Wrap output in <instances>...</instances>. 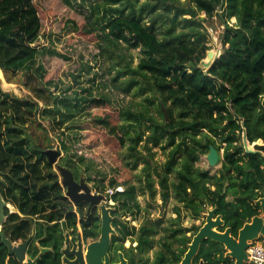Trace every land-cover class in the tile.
<instances>
[{"label": "trees", "instance_id": "obj_1", "mask_svg": "<svg viewBox=\"0 0 264 264\" xmlns=\"http://www.w3.org/2000/svg\"><path fill=\"white\" fill-rule=\"evenodd\" d=\"M86 1L80 0L86 9L81 12L84 24L69 23L75 30L94 34L100 55L111 58L109 71H116L111 84L125 94L133 89L140 95L150 93L145 99L150 104L157 101L162 116L159 121L141 109L123 106L119 112L123 123L114 124L106 114H94L92 123L106 129L126 147L127 167L135 169L145 163L153 196L157 189L150 172L152 155H144L138 145L149 130L148 143L157 146L167 140L174 148L163 172L156 169L164 201L170 197L172 183L176 198L187 209L199 215L206 206H216L217 213L222 214L226 225L236 234L259 213L255 200L264 195V156L245 152L239 143L244 132L249 142H264V0H188L190 4L182 0ZM200 12H205L207 18L217 14L225 18L223 52L208 68L201 65L210 46L204 24L207 19L198 17ZM232 17L237 18L234 25L228 22ZM42 28L35 0H0V192L17 209L15 212L7 209L8 221L3 230L15 241L34 233L42 246L53 247L39 264H61L64 231L78 232V213L84 218L82 226L87 237L96 235L90 225L98 217H84L83 208L78 213L74 211L71 200L64 195L60 176L42 150L54 147L52 130L75 123L78 115L89 113L87 109L92 105L111 104L112 99L109 90L99 93L98 88L102 89L106 83L95 86L97 73L80 92L70 93L71 85L60 94L53 92L52 85L57 89L59 83L47 79L48 69L40 59L60 53L38 43ZM121 44L128 49H141L142 57L136 67L112 49ZM79 64L81 71L89 72L92 67ZM21 72L26 75L24 85L33 98L21 99L1 87L4 76L11 82ZM74 78L78 84L84 80L82 73ZM33 119L46 132L44 142L41 138L38 143L29 134L28 121ZM178 137L180 142L176 143ZM211 145L219 152L224 149L222 166L215 174L195 165ZM61 147L65 150L61 163L74 172L77 180L84 174L88 182H94L97 192L115 189L108 196L115 201L116 214L120 210L125 212L123 215L141 210L136 185L118 191L120 183L113 178L106 185L105 178L93 177L94 170L85 156L70 154L64 139ZM172 172L176 173V180L170 182ZM175 210L181 213L180 207ZM162 222L163 219L150 220L137 230L129 222L115 218L117 234L113 240L123 249V242L136 235L137 244L124 251L132 264H146L144 254L153 247ZM167 230L170 233L163 242L164 248L153 264H178L186 246L176 252L173 245L175 242L185 245L192 239L179 222ZM223 247L210 239L204 240L196 261L222 264ZM37 248L32 255L38 253ZM10 263L20 264L1 243L0 235V264Z\"/></svg>", "mask_w": 264, "mask_h": 264}, {"label": "rangeland", "instance_id": "obj_2", "mask_svg": "<svg viewBox=\"0 0 264 264\" xmlns=\"http://www.w3.org/2000/svg\"><path fill=\"white\" fill-rule=\"evenodd\" d=\"M90 1L95 0H87L86 3ZM182 1L190 4L188 0ZM35 3L41 13L43 22L42 37L38 43L45 46H51L60 53V55H48L41 57L40 59L48 69L47 79L59 83L57 89L52 85L51 88L53 92L60 94L63 89L66 90L70 85L73 86L72 89L68 90L70 93H73L75 90H79L78 92H80L84 86L89 85L88 79L93 78L95 73H97L98 75L95 77V86L102 82L106 83V86L102 89L98 88L99 93L101 91L106 92L109 90V96L112 99L111 104L101 106L92 105L87 109V112L89 113L83 112L82 114H79L75 123H69L60 129L56 128L55 130H52L50 136L53 141V148L61 150L63 154L62 161L65 156V150L61 147V142L62 139H64L70 154L73 156L80 154L86 157V162L91 164L92 169L94 170L92 174L93 177L105 178L104 182L106 185L113 178L120 183L118 187L123 188V190L127 185L131 184L138 187L137 198L141 210L139 212L135 211V214L127 212L126 215H123L125 212L120 210L115 217L129 222L130 226H135L137 230L143 225L149 224L150 219L156 220L157 218H164L162 226L158 227V233L154 236L153 247L144 254L145 258L150 259L151 264L156 259L160 250L164 248L163 242L167 240L166 236L170 233L167 228L174 227L179 222V225L187 229L194 223L200 224L202 220L194 218L193 214L185 207V205L174 196L173 191L171 192L167 204L163 202L160 178L157 175V171L163 172L164 165L169 160L171 150L174 147L168 145L167 140H164L157 146L153 145L152 142L148 143L147 136L151 133L150 130L146 132L144 140L138 145V150L142 151L144 155H152V167L150 172L151 177L154 179V187L157 189L156 194L153 196L148 185L149 176L145 170V163L141 162L135 169L127 167L126 147H122L116 137L112 136L106 129L94 125L91 120L94 114H106L107 116H110L111 121L114 124L123 123V120L119 117L120 109L123 106H131L133 109H141L144 112H148L150 115H155L159 121H162V116L159 112V103L156 101L155 104H150L149 101L145 99L150 93L140 95L136 92V89H133L130 93L125 94L117 88L116 85L111 84L110 80L116 73L115 70H113L112 73L109 71L112 62L111 58L100 55L96 44L97 38L94 34L88 35L83 31L75 30L74 26L69 23L70 21H75L84 24V18L81 12L86 11V9L84 6L80 5V0H35ZM220 12L221 9H219V13ZM185 17L190 16L186 15ZM198 17L207 19L204 21V24L209 35V51H212L215 55L217 53L220 55L223 52L221 36L225 30V18L221 17L220 14H217L212 18H207L205 12H200ZM228 22L230 25H234L237 22V18L232 17ZM112 49H114L117 55H123L126 59H129L133 67H136L139 64L142 57L140 48L128 49L125 44H121L118 48L114 47ZM205 62H208L210 66L213 62V58L206 56L202 63ZM79 63L92 67L89 72L87 70L81 71ZM31 68L32 71H34L35 65ZM79 73H82L84 78L81 84H78L74 78V75ZM25 81L26 75L24 72L19 73L11 82H9L4 76V78L1 79V87L5 92H9L13 96L20 97L21 99L28 97L33 98L31 91L24 85ZM39 86H42V81L39 82ZM40 106H43L42 102L40 103ZM34 119L28 121L30 123V128L28 127L30 132H28L30 135L36 137L34 140L39 143L41 138L42 141L45 138L46 132L36 126L37 123L33 122ZM44 124L47 125L48 123L44 121ZM38 131L40 132L39 135ZM62 131H64V135L61 134ZM179 142L180 137L176 139V143ZM79 151H82V153ZM208 153L209 152L201 154L195 165L215 174L216 172H219L222 166L221 158H223L224 149L220 151L221 157L219 164L212 167L209 166L208 163ZM98 171H101L100 175ZM175 180L176 173L172 172L169 175V181L173 182ZM88 183L93 188V191L96 192L94 182L91 181ZM110 190L111 189H109L108 192H110ZM104 194L107 196L106 204L115 208V201L108 199L109 196L107 193ZM228 199L231 200V197ZM176 206L181 208V219H177V213L175 210ZM188 234H191V232ZM133 236V238L127 239V247L131 245L135 246L137 244V237L136 235ZM175 245H177V243Z\"/></svg>", "mask_w": 264, "mask_h": 264}, {"label": "water", "instance_id": "obj_3", "mask_svg": "<svg viewBox=\"0 0 264 264\" xmlns=\"http://www.w3.org/2000/svg\"><path fill=\"white\" fill-rule=\"evenodd\" d=\"M209 58H213V62L220 55H216L212 51H208ZM215 56V57H213ZM212 62V63H213ZM202 66L209 67V63L205 62ZM211 65V64H210ZM244 125V122L242 121ZM244 146L247 152H262L264 153V142H257L251 146L248 142L247 133L244 132ZM42 153L48 158V161L54 165L58 175L60 176V183L65 188L64 195L71 199L74 204L88 202L90 208L95 205L100 206L101 210V235L100 237L87 245V251L84 255L82 248L83 243L81 235L76 237H69V233L65 234V248L62 252L65 254L63 262L67 264H111L109 257V247L111 243V236L115 234V228L112 226L113 216L111 215L113 208L107 207L105 204L106 195L101 192H94L93 188L86 181L85 175L81 174L79 180L76 179L74 172L67 166L61 163L63 154L60 149L47 148L42 150ZM209 166L219 164L220 154L215 146L211 145L207 156ZM258 202L261 203L263 216H254L250 222H246L239 230V236L236 238L231 234V228H226L224 232L218 230L220 226L225 224L221 215H216L217 208L209 209L206 216V222L194 235L192 241L188 244V250L185 252L179 264H193L194 258L198 255L204 240L210 239L212 241L222 244L227 249V255L230 256L235 264H246L248 262L247 249L252 242L260 236H264V197L260 198ZM9 203L5 200L0 192V228L7 220L6 210ZM1 243L8 247L9 253L15 255L19 262L23 264H37L41 255L49 250L48 247H41L40 253L35 259L28 258L26 251L31 242L30 236L24 243L14 245L6 234L0 230ZM72 246V249H71ZM69 256L74 257L72 260ZM203 259L199 264H204ZM114 264H128L127 259L123 253L119 254V261ZM254 264V263H252Z\"/></svg>", "mask_w": 264, "mask_h": 264}, {"label": "flooded vegetation", "instance_id": "obj_4", "mask_svg": "<svg viewBox=\"0 0 264 264\" xmlns=\"http://www.w3.org/2000/svg\"><path fill=\"white\" fill-rule=\"evenodd\" d=\"M244 133L242 134V140L239 142L240 144H242L243 145V148H244V150H245V152H247L246 151V149H245V146H244ZM248 138V137H247ZM248 142H249V140H248ZM257 142H263L262 140H257V141H255V142H253V143H251V142H249V144L251 145V146H253L255 143H257ZM251 153V152H250ZM258 153H260L261 155H263L264 156V153H262V152H258ZM219 154H220V152H219ZM224 155V154H223ZM221 157V156H220ZM203 170H205V169H203ZM209 171V170H208ZM161 186V185H160ZM211 188L212 189H215V186H212L211 185ZM161 191H162V186H161ZM169 191H170V196H171V192L173 191V185H172V183L169 185ZM188 192H191V189L189 188L188 189ZM173 194H174V191H173ZM174 196H175V194H174ZM162 197H163V195H162ZM176 197V196H175ZM264 197V195H262V196H260V197H258L256 200H255V204L256 205H258L259 206V213L257 214V215H255V216H263V212H262V207H261V203L260 202H258V200L260 199V198H263ZM170 198V197H169ZM229 198V197H228ZM106 199H107V196H106ZM106 199H105V204H106ZM109 199V198H108ZM178 199V198H177ZM71 200V199H70ZM179 200V199H178ZM168 201H169V199H168ZM167 201V202H168ZM180 201V200H179ZM71 202H72V204H73V209H74V211H76L77 213H78V210L79 209H81V208H83L84 209V211H85V214H83L84 215V217H87V216H89V215H94V216H96V217H98V219L95 221V222H93V223H91V225H90V228H95V231H96V235L95 236H89V237H87L86 236V234H85V230H84V228H83V226H82V220L84 219L83 217H82V215L81 214H79L78 213V223H77V225H78V232H74L72 229H66L65 231H64V235H63V243H62V247H61V264H67V263H64L63 262V257L65 256V254L62 252V250L65 248V240H66V237H65V234L68 232L69 233V237L70 238H72V237H78L79 235H81V239H82V243H83V248H82V251H83V253H84V255L86 254V251H87V245L89 244V243H91V242H94L95 240H97L99 237H100V235H101V226H102V219H101V210H100V206L99 205H95V206H93L92 208H90V205H89V203L88 202H82V203H79V204H74L73 203V201L71 200ZM163 202L165 203V204H167V202H165L164 201V198H163ZM180 202H182V201H180ZM9 203V207L7 208L8 210H10V212H15L17 209H16V207L12 204V203H10V202H8ZM184 205H185V203L184 202H182ZM12 206H13V208H12ZM106 206L107 207H110V208H113L114 210L112 211V213H111V215L113 216V219H112V226H113V228H115V226H114V221H115V218H118V217H115L116 216V213H115V208L114 207H112V206H108L107 204H106ZM179 207V206H178ZM186 207V206H185ZM213 208H217L216 206L214 207V206H206L205 207V209L203 210V211H201V213L199 214V215H195L190 209H188L192 214H193V216H194V218H196V219H202L201 220V223L200 224H196V223H194L191 227H188L187 229H188V231H186V234H187V236H191V238L193 239V237H194V235L199 231V229L204 225V223L206 222V214L208 213V210L209 209H213ZM7 211V210H6ZM180 212H181V208H180ZM177 213V212H176ZM6 214H7V212H6ZM181 213L180 214H178L177 213V219H181ZM217 215H221L222 216V214H218L217 213V210H216V215H215V217H214V219L216 218V216ZM223 217V216H222ZM254 217V216H253ZM252 217V218H253ZM252 218H251V220H252ZM157 219H163V222H164V218L163 217H161V218H157ZM156 219V220H157ZM224 219V218H223ZM150 220H153V221H155L154 219H150ZM149 220V221H150ZM250 220V221H251ZM8 221V215H7V220H6V222ZM225 221V220H224ZM250 221H248V222H250ZM6 222L4 223V225L0 228V230H2L4 233H5V231L3 230V228H4V226H5V224H6ZM163 222L160 224V226H162V224H163ZM195 226H197L198 227V229H194V227ZM244 226V225H243ZM242 226V227H243ZM182 227V226H181ZM241 227V228H242ZM183 228V227H182ZM226 228H231V234L234 236V237H238L239 236V230L241 229V228H239L238 229V231L236 232V234L234 233V231H233V228L231 227V226H227L226 225V222H225V224L223 225V226H220L219 228H218V230H220V231H222V232H224L225 230H226ZM183 229H185V228H183ZM157 230H158V228H157ZM115 231H116V228H115ZM167 231V230H166ZM189 232H191V234H188ZM157 233H158V231H157ZM6 234V233H5ZM117 234V231H116V233L115 234H112V236H111V243H110V247H109V250H108V253H109V257H110V260H111V264H114V263H116V262H118L119 261V254H120V252L121 253H123V255H124V257L127 259V262H128V264H132V262H131V259H130V257L127 255V253L124 251V249H126V248H130V247H132V245L131 246H128L127 247V245H126V242H127V240L126 241H124L123 242V249L122 248H120L119 247V243H116V242H114V240H113V236H115ZM1 235V234H0ZM6 236L9 238V240H11V242L14 244V245H19V244H21V243H24L30 236H32V239H31V242H30V244L28 245V248H27V251H26V255H27V257L28 258H31V259H35L37 256H38V254L40 253V248L41 247H48V246H42L41 244H40V242L37 240V239H35V235H34V233H31V235H29V237L27 238V239H25V240H22V239H20V240H17V241H15V240H12L11 239V237L10 236H8L7 234H6ZM192 239H191V241H192ZM190 241V242H191ZM190 242H188V243H186L185 245H180L179 243H177V245H175L176 244V242H175V244L173 245V249L176 251V252H180V248H183V247H185L186 246V249H185V251L183 252V255H182V258H183V256H184V254H185V252L188 250V244L190 243ZM254 242H260V243H262L263 245H264V236H260L258 239H256V240H254L252 243H254ZM6 246V245H5ZM38 248H37V247ZM7 247V246H6ZM8 248V247H7ZM35 248H37L38 249V253L36 254V255H32V250L33 249H35ZM48 248H50L51 250H49V251H52L53 250V247H48ZM71 249H72V246H71ZM201 249V248H200ZM49 251H47V252H49ZM8 252H9V250H8ZM148 252V250L145 252V253H147ZM199 252H200V250H199ZM46 253V252H45ZM45 253H43L42 255H41V257L39 258V260H38V262H37V264H39V262H40V260L42 259V257H43V255L45 254ZM10 254V253H9ZM199 254V253H198ZM10 256H12L13 258H15L17 261H18V259L16 258V256L15 255H11L10 254ZM198 256V255H197ZM197 256L194 258V261H193V264H199L200 263V261H196V258H197ZM72 260L74 259V257H72V256H69ZM157 258V257H156ZM182 258H181V260H182ZM156 260V259H155ZM154 260V261H155ZM181 260L178 262V264L181 262ZM201 260V259H200ZM204 260V259H203ZM145 261L147 262L146 264H150V259L149 258H145ZM153 261V262H154ZM205 261V260H204ZM233 262L234 264H235V261L230 257V256H228L227 255V249L225 248V247H223V261H222V264H228V263H230V262ZM19 262V261H18ZM153 262L151 263V264H153ZM20 264H23L22 262H19ZM11 264V263H10ZM168 264H170V263H168ZM172 264V263H171ZM205 264V263H204ZM247 264V263H246Z\"/></svg>", "mask_w": 264, "mask_h": 264}, {"label": "built area", "instance_id": "obj_5", "mask_svg": "<svg viewBox=\"0 0 264 264\" xmlns=\"http://www.w3.org/2000/svg\"><path fill=\"white\" fill-rule=\"evenodd\" d=\"M82 153V151H79ZM123 188L117 187L116 190L121 191ZM115 189H111L110 192L107 191V194H113ZM97 192V191H96ZM98 193V192H97ZM248 253V262L247 264H264V245L260 242H254L247 249Z\"/></svg>", "mask_w": 264, "mask_h": 264}]
</instances>
